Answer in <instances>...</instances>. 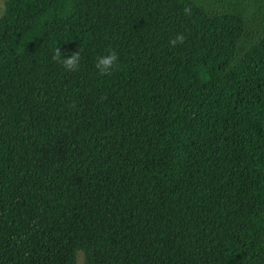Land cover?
<instances>
[{"label":"trees","instance_id":"16d2710c","mask_svg":"<svg viewBox=\"0 0 264 264\" xmlns=\"http://www.w3.org/2000/svg\"><path fill=\"white\" fill-rule=\"evenodd\" d=\"M57 47L81 50L79 70ZM80 250L85 264H264V0L6 1L0 264Z\"/></svg>","mask_w":264,"mask_h":264},{"label":"clouds","instance_id":"9594fccd","mask_svg":"<svg viewBox=\"0 0 264 264\" xmlns=\"http://www.w3.org/2000/svg\"><path fill=\"white\" fill-rule=\"evenodd\" d=\"M185 11L187 12V9ZM185 40L186 37L183 33H177L176 36L170 40V45L175 47L178 44L184 43ZM52 59L61 64L65 70L77 71L79 70L82 59L81 50L73 52L70 56H65L61 52L60 47H57ZM95 67L100 75H110L113 70L119 67L118 53L115 50H111L108 54L98 57Z\"/></svg>","mask_w":264,"mask_h":264},{"label":"rangeland","instance_id":"374dc122","mask_svg":"<svg viewBox=\"0 0 264 264\" xmlns=\"http://www.w3.org/2000/svg\"><path fill=\"white\" fill-rule=\"evenodd\" d=\"M6 1L7 0H0V17L3 15V13L5 11ZM77 264H85L84 263V252H83V250L79 251Z\"/></svg>","mask_w":264,"mask_h":264}]
</instances>
